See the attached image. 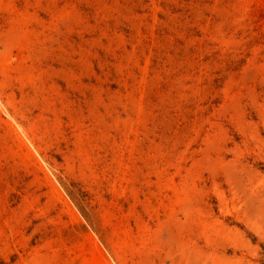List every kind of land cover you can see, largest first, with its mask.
I'll use <instances>...</instances> for the list:
<instances>
[{
    "label": "rangeland",
    "instance_id": "374dc122",
    "mask_svg": "<svg viewBox=\"0 0 264 264\" xmlns=\"http://www.w3.org/2000/svg\"><path fill=\"white\" fill-rule=\"evenodd\" d=\"M264 0H0V264H264Z\"/></svg>",
    "mask_w": 264,
    "mask_h": 264
},
{
    "label": "trees",
    "instance_id": "16d2710c",
    "mask_svg": "<svg viewBox=\"0 0 264 264\" xmlns=\"http://www.w3.org/2000/svg\"><path fill=\"white\" fill-rule=\"evenodd\" d=\"M264 262V261H263Z\"/></svg>",
    "mask_w": 264,
    "mask_h": 264
}]
</instances>
